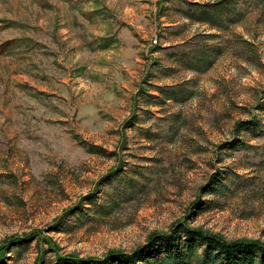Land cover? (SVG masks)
<instances>
[{
  "label": "rangeland",
  "instance_id": "1",
  "mask_svg": "<svg viewBox=\"0 0 264 264\" xmlns=\"http://www.w3.org/2000/svg\"><path fill=\"white\" fill-rule=\"evenodd\" d=\"M9 41L0 264L130 253L177 224L264 244V0H0Z\"/></svg>",
  "mask_w": 264,
  "mask_h": 264
},
{
  "label": "trees",
  "instance_id": "2",
  "mask_svg": "<svg viewBox=\"0 0 264 264\" xmlns=\"http://www.w3.org/2000/svg\"><path fill=\"white\" fill-rule=\"evenodd\" d=\"M16 42L0 44V55L8 52ZM241 126L251 129L249 123ZM25 238H17L10 244L21 243ZM56 261V264H264V244L225 241L217 235L177 224L166 234L152 235L130 253L110 252L101 259L57 256Z\"/></svg>",
  "mask_w": 264,
  "mask_h": 264
},
{
  "label": "crops",
  "instance_id": "3",
  "mask_svg": "<svg viewBox=\"0 0 264 264\" xmlns=\"http://www.w3.org/2000/svg\"><path fill=\"white\" fill-rule=\"evenodd\" d=\"M119 40L121 42L120 44L122 47V49H121L122 52H124V53L132 52V49L135 47L136 39L132 36V34L130 33V31L127 28H122L119 31ZM173 59L174 58H172V60ZM161 60L167 61V57L162 54ZM121 61H122V66L125 68L124 70L126 72L129 71L130 70L129 64H131V61H128V58H126V56ZM163 61H161V63H163V65H165L166 63L164 64ZM160 85L161 84H156V86H160ZM133 92H134V90H133ZM117 101H119V100H117Z\"/></svg>",
  "mask_w": 264,
  "mask_h": 264
}]
</instances>
